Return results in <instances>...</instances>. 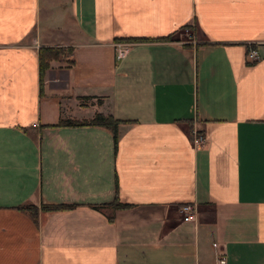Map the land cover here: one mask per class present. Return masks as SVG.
I'll return each instance as SVG.
<instances>
[{"label": "crops", "instance_id": "crops-1", "mask_svg": "<svg viewBox=\"0 0 264 264\" xmlns=\"http://www.w3.org/2000/svg\"><path fill=\"white\" fill-rule=\"evenodd\" d=\"M42 46L70 51L41 74ZM97 112L117 145L60 124ZM219 253L264 264V0H0V264Z\"/></svg>", "mask_w": 264, "mask_h": 264}, {"label": "trees", "instance_id": "trees-1", "mask_svg": "<svg viewBox=\"0 0 264 264\" xmlns=\"http://www.w3.org/2000/svg\"><path fill=\"white\" fill-rule=\"evenodd\" d=\"M166 38H171V35L167 36ZM63 46H42L39 48V62H40V72L43 74L45 69H47L50 66V61L53 59L60 58L63 55L64 52ZM71 49V48H70ZM72 50V49H71ZM96 124V125H104L108 128H110L113 131L114 134V141L117 145L118 143V125L120 123V120L115 119L113 115L111 114H103L101 112H97L95 116L89 120H71V119H62L60 124H70V125H77V124ZM111 205V208L116 209L119 207L125 206V204L120 202V198L118 195V192L116 190V195L112 202L109 203ZM70 205H55V206H48L46 208H59V207H69ZM26 209L34 208L30 206H25ZM109 218H113V215L110 214Z\"/></svg>", "mask_w": 264, "mask_h": 264}, {"label": "built area", "instance_id": "built-area-1", "mask_svg": "<svg viewBox=\"0 0 264 264\" xmlns=\"http://www.w3.org/2000/svg\"><path fill=\"white\" fill-rule=\"evenodd\" d=\"M114 44L116 48V57L118 59L126 56V54L131 50L132 45H133L132 41H117ZM261 57H262V54L260 53L258 47H255L252 45L248 47L246 51V61L248 63H254L260 60ZM191 134H192V138L194 142L197 144H201L206 140V134L204 132L199 131L196 128L192 130ZM180 209L184 213L185 220L194 219V216L196 215L195 204L191 202H186L180 206ZM213 264H228L225 253H219L216 261Z\"/></svg>", "mask_w": 264, "mask_h": 264}, {"label": "rangeland", "instance_id": "rangeland-1", "mask_svg": "<svg viewBox=\"0 0 264 264\" xmlns=\"http://www.w3.org/2000/svg\"><path fill=\"white\" fill-rule=\"evenodd\" d=\"M192 33V32H191ZM249 47V46H248ZM65 49H64V52H63V54H66L67 52H69L70 50H69V48L68 47H64ZM248 49V48H247Z\"/></svg>", "mask_w": 264, "mask_h": 264}]
</instances>
